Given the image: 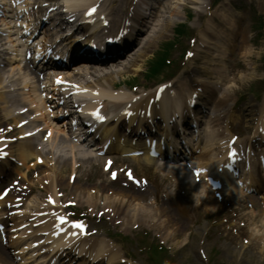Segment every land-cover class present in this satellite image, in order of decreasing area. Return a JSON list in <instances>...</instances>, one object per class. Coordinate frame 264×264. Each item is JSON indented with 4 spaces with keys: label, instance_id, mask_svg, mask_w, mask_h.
<instances>
[{
    "label": "bare ground",
    "instance_id": "1",
    "mask_svg": "<svg viewBox=\"0 0 264 264\" xmlns=\"http://www.w3.org/2000/svg\"><path fill=\"white\" fill-rule=\"evenodd\" d=\"M63 5L66 9V11L69 12H77V8L81 6H86L87 4H91L90 2H94L95 0H62ZM109 3L107 7V17H110L109 20V26L108 27V33H104L106 29H101V32L104 33L102 35L107 36L109 34V30L114 29L117 31L122 23L125 21V19H131L133 21V24L131 26H125L127 30V36L125 40H129V44L131 43V48L129 50V55L127 56V61L123 62L122 64V70L120 72H114L112 69H101L100 74L93 76L94 80L86 81L85 83H77L78 86H80V90L82 91V94L84 96L90 97L93 100V103H89L87 107L91 108L97 103V99L105 101V110L107 114H113V118L116 117L112 122H110L107 126H105L101 134L103 135V138H101V141L105 138L112 136L117 141V144H111L106 154L109 156L116 154V152L125 153V152H135V150L138 149V147L141 145L138 143V145L130 143L127 136H131L130 134L133 132H137L142 129H146L149 127V119H153L156 116H161V118H164L168 115L169 111L167 107L172 104V107L175 106V108H179L180 103L182 102L183 96H185L184 90H186V82L180 85L172 84L171 87L166 89L164 92V95L161 97V99H153V93H149L146 96H140L136 97L135 99H132V95H125L121 90L115 89V84L117 83V75H121L123 72L129 73L132 72L134 75L138 74L139 72L143 71V68L145 66V62L147 61V58L152 55L155 47H157V44L165 40L169 34V30L172 27L173 18L177 17L178 10L175 7H172V3L174 1L172 0H163L161 4H159L158 8L156 10H153V12L149 11V15L151 16V19L148 24H143L146 18V12L143 14H130V10L128 6L129 0H120V3H117V0H107V3ZM131 2V1H130ZM35 4V3H33ZM62 7L54 9L53 17H57L55 21V25L59 26L57 29V32L59 29L63 27V24H66L67 26L70 24H67V21H65L64 17L62 16L64 13L61 11ZM103 14L104 12L101 11ZM68 14V13H66ZM167 14L168 17L165 15ZM69 18V17H67ZM220 21L223 24H228L229 22L223 21L220 19ZM7 24V23H6ZM83 25H79L81 27V30L88 32L90 31L88 27L82 28ZM9 28V27H8ZM209 30V31H208ZM211 28L209 27V24L206 23L204 26L203 33L205 36H207V33H209ZM92 31V36H99V28L94 27ZM6 32H10L9 29H7ZM239 33L240 29H239ZM142 34L143 41L139 44L136 42V37L140 36ZM83 34H81L82 36ZM144 35V36H143ZM242 35V34H241ZM80 36V37H81ZM209 40H205L201 37H199L198 45H200L201 41L206 42L208 45H214L216 41H220L222 38H218L217 35H213L210 32V35L208 34ZM78 38V37H77ZM76 38V39H77ZM74 38L69 37H62L60 36L59 41H63V43L66 45V47H69L72 42H75ZM53 43V42H52ZM207 48L205 51L201 52L200 55V66L197 68V74L204 76V78L211 82H215L216 80L219 81V87L214 88L213 86L208 87L207 90L203 91V94H208L211 97V100L209 98V101H214L215 95L217 94L218 90L222 89V86L225 84V86H228V84L232 81H235V79L229 75H227L222 69H221V58H218V55L213 54V48H209L207 46H204ZM7 60L6 66H10L13 63H16L15 55L9 57L8 59L2 58ZM2 59H0V63L2 62ZM20 66L17 64H13L11 67V77L12 80L11 83H15L16 81L19 83V81L23 78L20 76ZM26 72H28L29 64H26V66L23 68ZM93 71L87 69L85 70V73H78L76 76H72L70 74L65 75V81L66 80H72L73 78H85L86 75H91ZM187 75L190 76V79L188 78V83H193L191 80V73L192 71L190 69L186 70ZM78 76V77H77ZM34 81L32 82L33 87L29 86L26 82H24L20 87L16 88V95L17 97L22 95V93L19 92V90H25L27 89H33L34 94L36 93V87L35 84L39 83L41 81L40 76H34ZM3 78L0 75V102L4 104L2 109L4 110L1 113V117L3 119V122L5 123V130L9 129L11 127V124L9 125V121H13V128L14 132H17L18 136L17 143L13 144L9 143L6 139L0 140V146L5 145L7 142L8 149L10 150L11 155L15 156V158L22 164L23 167L27 166V163L31 161V159H43V165L47 166L49 171H52L53 177L62 175L63 168L69 164V158L66 156V152L69 151L71 154H73L71 161L72 162H79L82 161L83 163H91L92 159L94 157L89 156L85 154L82 150L77 149V145L71 144L67 139L66 136H64L59 129L53 128L52 124L48 122L45 118L44 113H35L34 117H31V120H28L27 123L31 125L32 129H37V134L40 136L39 140L36 141L39 142L35 144L33 138L26 139L25 133L26 129L25 127H28L27 124H22L23 121H25V116L27 114H33L31 113L32 110H34V107L32 106L34 104V98L31 94H26L24 99H19L17 97H14L12 93L7 91H4L6 86H2L1 83ZM24 81V79H23ZM196 81V80H194ZM52 82V81H50ZM49 90L51 93L58 94V88L57 84L54 83V81L50 84ZM172 95H171V93ZM200 95V94H199ZM190 97V96H188ZM186 97L185 99H187ZM203 97V95L201 96ZM13 99V100H11ZM222 99H224V93L222 94ZM155 100L156 102H152ZM224 103V101H221V104ZM20 106L19 109L27 108V111L24 114H21L20 112H16L14 109L15 107ZM198 108H194L195 111H197ZM130 113L131 116H129V120L127 122L126 134H119L118 131H121L124 128V116L120 114L119 111H124ZM37 111V110H36ZM113 111H117L118 114H114ZM146 113H149L148 118L146 117ZM205 115V112L198 113L195 117V120L200 121V118ZM144 120L146 122H144ZM164 123H166V119H163ZM218 121V116H212L209 117V125H216ZM22 124V125H21ZM7 127V129H6ZM264 131V128H262ZM49 132V133H47ZM48 134V136H46ZM2 136V135H1ZM0 136V137H1ZM47 138L46 142H44V138ZM105 141V140H104ZM11 142V141H10ZM36 149V150H35ZM39 149H48L47 155H51V158L55 161L54 166H51L52 160H48V158H44L42 153V150ZM50 149H56L54 152L50 151ZM76 149V150H74ZM211 155L210 151L203 152L200 156L201 159L207 160L209 156ZM48 157V156H47ZM116 159V157H114ZM97 158H95L96 160ZM144 160H149L148 157L144 158ZM7 164L6 162H2ZM1 163V164H2ZM34 166V165H33ZM21 169L15 167L13 169V173L17 174L20 172ZM168 171H170L171 176H174V179L169 181L170 185L174 188H177L178 186H186L190 184L186 179V173L183 169H173L168 168ZM182 170V171H181ZM166 173V172H165ZM176 173H180L179 176L176 175ZM55 177V178H56ZM48 179V178H47ZM79 178H77V181ZM77 185V184H75ZM261 188H264V185H260ZM1 188V187H0ZM74 188V187H73ZM142 192H144L142 190ZM176 196H179L181 194V191L178 190L175 192ZM171 201H172V197ZM106 205L115 208L117 210V215L120 217V220L122 223H125L129 226H132L133 221H137L139 223V220H147L149 215V209L147 207H150L151 205L145 201V198L139 199V198H133V199H127V201H122L116 198L110 199V198H104ZM175 200V199H174ZM122 203L120 204L119 202ZM167 201V200H166ZM137 202V203H136ZM142 202V203H140ZM3 206L5 207L6 204H14L10 203L9 199L6 198L2 202ZM36 202L33 201L32 205H27L28 208L35 209ZM56 211V209H49L48 207L45 208V211H42L41 215L37 216L36 218V224L38 227V231L42 230L44 234L48 235L47 238H50L53 242L51 246H53V249H60L63 246L66 245L70 241V236L58 234H54L55 230L54 227L50 226L54 221H52V216L47 215L48 213L52 211ZM39 214V213H37ZM41 216V217H40ZM56 217V215H54ZM41 218V219H40ZM16 219L14 222L12 229H15L19 226V224H22L23 222L21 220ZM44 220V221H43ZM54 220V219H53ZM150 220V219H149ZM55 225V224H54ZM264 226V224H263ZM43 234V235H44ZM54 234V235H53ZM57 236V237H56ZM12 240H16L15 237H12ZM67 249V248H65ZM58 251V250H57ZM98 251V250H97ZM95 251V252H97ZM87 252V251H86ZM55 253V252H54ZM57 254V252L55 253ZM66 256V257H65ZM68 259L69 254H61L59 256L60 259L62 258ZM79 257H82V254L79 255ZM90 260L95 262L98 258V255H90ZM28 261H26L27 263ZM0 264H10L7 257L4 255L2 249L0 250Z\"/></svg>",
    "mask_w": 264,
    "mask_h": 264
},
{
    "label": "rangeland",
    "instance_id": "2",
    "mask_svg": "<svg viewBox=\"0 0 264 264\" xmlns=\"http://www.w3.org/2000/svg\"><path fill=\"white\" fill-rule=\"evenodd\" d=\"M172 1H174L172 6L178 10L177 17L173 19L180 23L185 22V25L189 26V32L187 36H183L184 38H173L174 42L180 41L181 44L179 47L171 50V58L178 59L180 50L191 46L188 41L189 38L203 35L201 30L203 24L206 25V23H208L211 28L210 31L216 35L224 31V27L220 25L218 27L214 23L209 22L210 18H207L210 14H212L213 17L222 16L225 21L229 22V25L226 26L229 30L226 31V35H224L225 39H223L222 42H216V44L219 51L226 49L224 54V58L228 62L226 68L231 71L237 80L235 83H230L226 86L231 88L229 100L223 106H219V108L222 107L223 112L225 111V113H227L228 117L221 121V127L225 128L224 120L229 121L228 126L235 128V130L239 129L241 133L243 132L242 139L246 140V137L248 138V132L252 130L250 122L248 121L249 117L246 115V110L250 111L252 109L255 113L257 110L264 107V0ZM199 1L202 4L210 3L211 12L208 13V17L203 16V11L200 13L201 15L196 16V13L202 10L196 6ZM194 7L197 12L190 11L191 8ZM188 15H192L193 18L191 21H188V19L185 20V17ZM165 16L168 17L167 14ZM177 25L178 23L175 22L174 27L170 28L168 32L169 36L166 40H162L157 44L158 47H155L153 55H155L157 49L162 47L166 41L172 40L174 35L172 30L177 27ZM255 25L257 28L256 31L254 29ZM238 29H241L243 33L242 38ZM151 58V55L147 58L144 70ZM142 75L143 73H139L138 77L141 78ZM126 76L127 75H124L123 78ZM242 77H244L243 81L238 80ZM184 78L181 81H183ZM121 81L122 80H120L119 83ZM255 87L257 88L256 91L260 92V95H258V93L257 95L253 94L252 91ZM238 98H240L241 101L236 103ZM220 131L222 134L225 132L223 129L221 130V128ZM213 135L215 136L214 132ZM148 169L153 170L154 166L150 168H144L143 166L137 167L136 171L150 173ZM42 171L47 175L46 170L42 169ZM66 172L67 170L62 173L63 178L58 177L57 179V185L63 189L62 192H60L63 195V200L65 199V195L66 200L70 198L71 201H75V206L87 209L89 214H92L87 205L89 203L87 202L89 200L87 191L89 190V194L91 190H94L95 193L97 192V195L102 196L111 192L112 196L115 198H118L120 195L130 197L136 194V192L131 191L129 187H125L123 183H109L108 177L105 176L103 178L100 175L99 167L95 165L83 168V175L81 177L83 181L81 179L74 189L68 188V181L65 175ZM85 176L88 180H84V178H86ZM158 177L159 176H157V179L159 180ZM102 182L103 185H101ZM106 183L109 185L108 190L104 192L100 191ZM31 184L38 187L35 181L31 182ZM99 184L101 185L100 187L94 186ZM161 186L165 188L166 183L162 182ZM148 188L154 192L151 187L148 186ZM94 191L92 193H94ZM189 195L190 196L186 195L182 197L177 208L172 209L173 211L168 210L165 211V213H160L159 208L153 206L154 212H149L151 213V215L148 216L149 218L147 220H139V224H142L145 228L149 227L155 234L158 232L159 235L163 236V233H165L167 241L169 242L171 240L176 242L177 245L185 241L189 242V245L185 248L181 247L183 244L180 246L170 245L172 248L171 252L174 254L173 264H264V246L261 244L260 240L263 237L258 236L259 239L254 237L255 232H262V230L259 229L260 220H247L248 216H250L248 215L250 209L246 208V204L250 199L246 197H243V199L241 198L242 195H239V197H230L232 202L229 198L223 197V202L220 205L217 204L214 208L213 206L211 208H206L202 207V205L198 206L200 208H191L192 205H195L196 200L191 193H189ZM133 197L136 198L135 196ZM261 197H264V195ZM258 201L262 209L260 207H255L253 210L255 213L260 214L264 211V199ZM188 204H190L189 209ZM203 206H206V204ZM212 208L213 211L210 212ZM216 210L218 211L216 214H218L219 218L217 217L211 223L209 222L211 218L209 215H215ZM167 217H169V223L162 230L159 224H161V222L165 224ZM154 220H157L156 224L151 223V221ZM104 225L112 229L110 224L105 223ZM124 227L126 229H124V231L128 232L129 226L125 224ZM170 228H173V230L177 229L176 231L178 232L175 238L172 237V239L168 240V237H171L170 235H172L171 232L173 231ZM196 249L204 251L205 263L201 262Z\"/></svg>",
    "mask_w": 264,
    "mask_h": 264
},
{
    "label": "trees",
    "instance_id": "3",
    "mask_svg": "<svg viewBox=\"0 0 264 264\" xmlns=\"http://www.w3.org/2000/svg\"><path fill=\"white\" fill-rule=\"evenodd\" d=\"M162 63H163L162 59H161V61H159V62L157 61L156 64H157L158 68L162 65ZM154 69H156V65H155Z\"/></svg>",
    "mask_w": 264,
    "mask_h": 264
},
{
    "label": "snow or ice",
    "instance_id": "4",
    "mask_svg": "<svg viewBox=\"0 0 264 264\" xmlns=\"http://www.w3.org/2000/svg\"><path fill=\"white\" fill-rule=\"evenodd\" d=\"M57 82L59 83L60 81L58 80ZM97 116H98V114H97ZM98 118H99V116H98ZM232 155L235 156V153L233 152ZM79 227H82V226H79Z\"/></svg>",
    "mask_w": 264,
    "mask_h": 264
}]
</instances>
